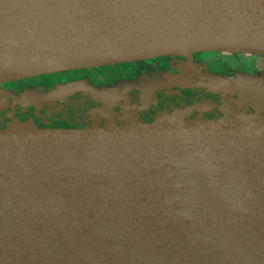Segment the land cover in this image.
<instances>
[{
	"label": "water",
	"instance_id": "95a60500",
	"mask_svg": "<svg viewBox=\"0 0 264 264\" xmlns=\"http://www.w3.org/2000/svg\"><path fill=\"white\" fill-rule=\"evenodd\" d=\"M208 51L264 55V0H0V83ZM119 91L91 128H0V264H264V114L121 124Z\"/></svg>",
	"mask_w": 264,
	"mask_h": 264
},
{
	"label": "flooded vegetation",
	"instance_id": "af4514ba",
	"mask_svg": "<svg viewBox=\"0 0 264 264\" xmlns=\"http://www.w3.org/2000/svg\"><path fill=\"white\" fill-rule=\"evenodd\" d=\"M253 68L242 74L221 59H210L206 53L198 52L188 57L162 56L0 83V128L5 129L16 120L32 122L40 128L83 124L82 115H88L91 108L102 106L90 92L77 91L64 98L58 94L51 99H38L34 95L37 90L79 82L99 88L118 86L120 94H116L114 108L116 120H125V116L130 114L144 123H152L162 112L175 108L191 109V119L219 120L224 117L225 105L240 109L239 102H246L240 97L239 89L260 95L256 87L264 86V68ZM171 76H178L180 80L175 82ZM224 76L241 78L242 83H228L227 91L215 90L216 86H222L219 81ZM238 83H241L239 88ZM25 96L29 99L26 100ZM262 104L264 101L258 102V106ZM244 107L256 112L252 106ZM261 112L264 114V108Z\"/></svg>",
	"mask_w": 264,
	"mask_h": 264
},
{
	"label": "rangeland",
	"instance_id": "374dc122",
	"mask_svg": "<svg viewBox=\"0 0 264 264\" xmlns=\"http://www.w3.org/2000/svg\"><path fill=\"white\" fill-rule=\"evenodd\" d=\"M204 53H206L207 57H209L210 59H212V58L221 59L223 62L226 63V65L228 67H233L238 72H240L242 74H245V71H247V69L253 70L254 69L253 67H256V66H260L262 69L264 68V55H258L255 53H248V52H246V53L245 52H238V51H236V52H233V51H208V52H204ZM180 56H187L188 57L190 55H173V56L171 55L170 57H180ZM249 67H251V68H249ZM251 74H253V73H251ZM170 78L175 82H178L180 80V77H178V76H171ZM221 79H222V82L224 84L236 83V82L242 83V81H240L241 78H240V80H238V79H232V78H228V77L224 76V77H221ZM222 82L220 81V83H222ZM223 83H222L221 87L216 86L215 90L227 91L226 86H228V85L225 86V85H223ZM241 83L237 84L238 88L240 87ZM92 87L94 89L97 88L95 86H91V85H89L87 83H83V82L71 83V84H68L67 86H63L60 88H46V89H41L40 91L37 90L38 92H35L34 95L38 99L56 98L58 94L60 97L64 98L65 96L72 95L74 92H77V91H88L89 92V89ZM103 88L106 89V92H105L106 97H110L112 99L114 98L112 95V92H114V91L116 92L118 90V86H113V85H110V86L107 85ZM229 88H231V87H229ZM256 88L258 90V94H260V95L264 94V86L263 85H260ZM238 91L241 92V89H239ZM240 92H239V95H240ZM25 99L28 100L29 97L25 96ZM239 104L241 105L242 102H239ZM255 104L257 105V103H255ZM256 105L255 106L252 105L253 109L256 110V112H258V111L261 112L262 109L264 108V105H262L260 107H257ZM225 106H226L225 109H228V110L230 108H233L232 105H225ZM247 107H249V106H247Z\"/></svg>",
	"mask_w": 264,
	"mask_h": 264
},
{
	"label": "trees",
	"instance_id": "16d2710c",
	"mask_svg": "<svg viewBox=\"0 0 264 264\" xmlns=\"http://www.w3.org/2000/svg\"><path fill=\"white\" fill-rule=\"evenodd\" d=\"M126 94H127V92H126ZM91 96H93L96 100H98L99 101V103H102V106H96V107H94V108H91L90 110H89V114L88 115H86V114H84V115H82V119H84V121L82 122L83 124H80L79 126H69V127H66V128H59V127H54V128H50L49 126L48 127H45V128H42L41 127V129H83V128H91L92 127V125H93V122H92V120H93V115H92V111H95V110H99L100 108H102V107H104L105 106V103L102 101V100H100L101 98H98V97H96V96H94V95H92L91 94ZM120 97H121V95H120ZM122 98H126V97H122ZM116 99H114L113 100V108H112V110H113V113H114V117H115V120H116V112H115V110H114V108H115V101ZM117 101H119V100H117ZM107 105H109V104H107ZM247 107V106H246ZM191 109H189V108H175V109H172V110H167V111H165V112H162V114H159L156 118H155V120H157L158 118H161V117H167V116H173V115H177V114H181L182 116H185L187 119H191V114H190V111ZM237 111H239V112H246L247 111V113H248V111H250V110H248V109H245V107L243 106V107H241L240 109H236ZM129 113H131V111L129 110L128 111ZM224 116L226 115V113H225V110H224ZM81 118V117H80ZM125 120L124 119H118V120H116V122L117 123H121V124H126V123H128L130 120H136V121H138V122H142L138 117H136V118H134L133 116H131L130 114H127L126 116H125ZM224 118V117H223ZM195 119H205V118H195ZM222 119V118H221ZM191 120H194V119H191ZM206 120H209V119H206ZM20 121V120H19ZM104 123H105V119L104 118H99V124H100V126H103L104 125ZM144 123V122H143ZM34 124V123H33ZM37 128H40L39 126H37L36 124H34Z\"/></svg>",
	"mask_w": 264,
	"mask_h": 264
},
{
	"label": "bare ground",
	"instance_id": "6f19581e",
	"mask_svg": "<svg viewBox=\"0 0 264 264\" xmlns=\"http://www.w3.org/2000/svg\"><path fill=\"white\" fill-rule=\"evenodd\" d=\"M3 254H6L8 256H11V254L17 255L15 256L18 257V260L15 259L17 261V264H122L123 263V259L121 258H116V259L103 258L102 260L98 261L92 256H90L86 261H83L79 259L74 260L68 256L62 255L57 260H43L28 254H23V253L20 254L16 252L9 253V250H4Z\"/></svg>",
	"mask_w": 264,
	"mask_h": 264
}]
</instances>
